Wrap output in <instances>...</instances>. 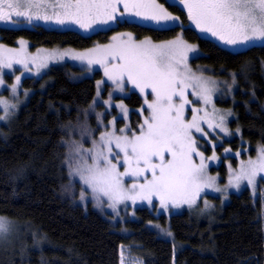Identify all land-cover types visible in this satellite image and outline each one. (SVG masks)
<instances>
[{
	"label": "trees",
	"instance_id": "trees-1",
	"mask_svg": "<svg viewBox=\"0 0 264 264\" xmlns=\"http://www.w3.org/2000/svg\"><path fill=\"white\" fill-rule=\"evenodd\" d=\"M165 5L182 25L156 28L124 20L85 35L41 24L0 26V42L8 46L24 39L31 48L68 45L85 49L106 43L122 31L153 40L181 33L201 50L193 64L204 65L220 76L235 72L233 97L216 103L232 107L235 115L230 124L240 131L241 138L226 142L234 150L248 145L253 153L257 144H264V44L230 51L200 36L187 24L185 9L178 4ZM69 69L78 68L53 64L38 78L22 77L21 86L32 92L0 129V215L22 226L15 240L0 246V264H121L122 252L142 264H264V201L261 195L253 199L247 189L230 194L226 204L214 209L202 210L200 205L171 213L169 218L162 213L154 216L150 209L139 206L136 219L124 222L127 234L112 230L109 220L90 205L85 210L72 204L62 194L69 180L63 163L64 127L78 122L93 100L100 71L74 81ZM129 96L125 98L128 105L141 103L135 91ZM131 118H138L136 112ZM214 169L223 175L226 171L223 164ZM262 183L264 186V180ZM152 220L168 223L177 245L159 237L148 226Z\"/></svg>",
	"mask_w": 264,
	"mask_h": 264
},
{
	"label": "snow or ice",
	"instance_id": "snow-or-ice-1",
	"mask_svg": "<svg viewBox=\"0 0 264 264\" xmlns=\"http://www.w3.org/2000/svg\"><path fill=\"white\" fill-rule=\"evenodd\" d=\"M180 3L187 9L189 19L196 28L210 33L226 45L246 46L255 41H264V0H180ZM117 4H123L125 12H132L157 23L178 19L155 0H0V21L11 20L15 16L22 17L29 23L33 20L54 21L60 25L72 23L87 30L96 23L114 20ZM49 8L53 9L51 14L47 11ZM122 36H127L128 39L123 40L120 38ZM113 40L116 41L113 44L98 46L86 53L71 54V58L86 60L90 68L93 64H99L104 68L108 80L121 92L124 91L125 78L141 94L145 89H151L155 99L151 103L145 100L151 110L150 117L145 118L139 134L133 133L131 138L104 132L100 136V142L93 141V148H83L75 141L65 142L69 151L63 163L69 166L70 175H79L83 184L91 189L97 206H100L101 196L108 199V207L115 209L117 204L125 200L135 203L137 199H141L151 203L155 195L165 211L169 203L173 207H180L182 204L191 207L205 188L213 187L216 178L205 176L208 165L203 154L196 151V141L191 134L192 129L202 132L199 121L204 118L198 117L196 113L203 109L192 108V120L185 121V105L191 103L186 90L194 89L192 95L209 104L217 82L191 72L188 67L189 54L197 52V49L179 37L163 44H153L148 40L136 43L132 40L131 33H126L113 37ZM20 44L19 50L5 49L0 45V72L5 68L11 69L14 64L28 67L26 58L5 56V53L18 55L23 52L25 42L20 41ZM65 56H69V52H50L39 67H47V60H63ZM235 75L234 73L233 84L236 82ZM16 79L18 83L20 77ZM0 85H3L2 79ZM16 87V84L12 85L13 93ZM231 87L229 85L230 89ZM174 97L179 98V104L174 103ZM0 106L5 113L0 116V120H6L10 115L9 109L17 107L7 101H0ZM124 111L127 113L128 109L125 108ZM216 111L214 109V113ZM230 115V111L221 115L220 123L215 125L225 134L228 132L223 125L226 116ZM127 127L126 125L120 129V132H125ZM212 127L209 123V128ZM113 143L119 149L118 152H113ZM120 153L124 154V172L117 171V165L121 163ZM193 154L200 157L199 164L193 161ZM166 155L171 159H166ZM113 159H116V163H113ZM213 159L215 156L208 157V160ZM149 172L151 179L146 175ZM260 174H264V147L258 150L256 160L250 159L247 165L241 162L240 171L234 179H230L229 186L239 188L241 182L246 181L248 185L255 187ZM125 176L137 181L143 178L144 182L133 183L130 189H126L123 184ZM80 199H84L83 190ZM205 207L211 205L205 201ZM10 227V222L0 217V239ZM121 256L123 264V252Z\"/></svg>",
	"mask_w": 264,
	"mask_h": 264
},
{
	"label": "rangeland",
	"instance_id": "rangeland-1",
	"mask_svg": "<svg viewBox=\"0 0 264 264\" xmlns=\"http://www.w3.org/2000/svg\"><path fill=\"white\" fill-rule=\"evenodd\" d=\"M157 4L162 5L167 12L171 13L173 16L178 17L177 20L174 21H166L157 23L156 21L143 19L142 17H138L134 15L132 12H125L123 4H117V12L115 14V19L108 21L107 23H96L90 29H82L76 24L66 23L64 25H60L55 23L54 21H44V20H33L29 23L26 19L22 17H15L13 16L11 20L0 21V26H9V27H31L34 24H41L46 28H57L60 30L63 29H72L79 31L82 34H89L91 32L96 31L97 29H107V27L115 25L118 21H134L138 24H143L149 27H156V28H163V27H171L175 24L182 25V22L179 16L176 13H172L166 3L170 4H178L183 10L185 9V13L187 15V24L202 37L211 38L215 41L218 45L227 48L228 50H242L248 46L253 44H264V41H255L249 45H226L219 41L216 37H213L210 33L201 32L198 28H196L195 24L189 19L187 9L184 7L180 0H155ZM41 11H44L43 9ZM48 13L51 14L53 12L52 8L47 9ZM123 13V15H121ZM131 33L132 40L136 43L148 40L151 41L153 44H163L168 41H173L177 37L182 39L187 44L193 45L196 47L197 52L190 53L188 59V67L191 69V72L197 76H203L210 80H215L216 86L215 91L212 93V100L211 103L205 104L202 100L197 99V97L192 95L194 89L189 88L186 90V95L190 104L185 105L184 111V118L185 121H191L193 117L192 108L203 109L202 111L196 113L198 117H203L199 121V126L202 129V132H196L195 129L191 130L192 139L196 141L195 148L196 151L203 154L205 158V163L208 165L206 169L205 176L206 177H215L216 180L211 188H205L203 192L199 194L196 198V203L189 207L187 204H182L180 207H173L171 203L168 205L167 211L161 207L160 200L157 196L152 197V202L149 203L148 200H141L137 199L135 203L132 200H125L123 203H119L116 205V208L113 209L108 207L109 201L106 197L101 196L100 206H97V201L94 199L91 189L84 185L83 182L79 179V175H70V169L67 165V176L68 182L66 183V187L62 190V194L69 198L68 200L71 201L72 204L79 205L83 207V209L87 210V206L90 205L92 209H96L99 213L106 219L109 220L111 224L112 230H117L123 234H127L129 229H127L124 225V222L127 219H136V209L139 206L146 207L150 209V211L154 214V216L160 215V213L164 214L168 218L170 217L171 213L180 212L182 209H190L193 207H198L201 205L202 210H211L214 209L217 205L226 204L230 194L241 192L243 189L250 190L252 198L255 199L258 195H261L264 201V186L262 185L264 180V174H260L257 177L255 182V187L248 185L246 181H242L239 188L229 186L230 179H234V177L239 173L241 162L243 161L245 165L247 162L251 160H256L258 157V150L264 147V144H257L254 147L253 153H249L250 146H241L236 148L235 150L232 149L230 144L226 142V140H231L235 136L241 138L240 131H237L238 128L235 126L232 127L230 121L234 118L235 113H233L232 107H225L221 106L216 103L217 99L222 98H232L234 95V90L236 89L237 81L235 84L232 83L233 81V74L234 71H229L225 75H215L213 74L208 68L204 65H197L193 64V58L198 57L201 53L200 48L195 45L194 43L185 40L182 37L181 33H178L172 38L163 39V40H153L149 39L148 37H141L136 38L132 32L122 31L116 34H113L106 43H97L96 45L86 47L85 49H78L73 48L68 45L57 46L53 45L52 47L48 46H40L36 48H31L30 44L24 39H19L15 45H4L0 42L5 49H16L19 50L21 48L20 41L25 42V48L23 52L17 53H5V56L12 57L14 59H27L28 67H25L23 64H14L11 69L5 68L0 72V79L3 80V85H0V101H7L10 105L15 104L17 105L16 108H10L6 120H0V129L2 125L11 117V115L17 113L20 107L26 102L27 97L30 95L32 90L23 88L21 86L22 77H35L38 78L42 75V73L51 65L53 64H68L73 67H77L76 71L68 70V75L74 81L87 77L93 76L95 71H100V76L95 79L94 84L96 86L95 94L93 100L89 103L88 107H86L78 116V122H71L64 127V132H66V137L63 140L65 145L66 151L65 154L68 153L69 147L68 144L65 142H72L75 141L76 143L82 145L83 148H93V141L100 142V136L104 132H114L117 136H128L131 138L133 133L137 135L140 132V126L143 124L145 118L150 117L151 110L148 109L145 100L151 103L155 96L151 93V89H145V92L141 94L140 90L135 88L131 83L127 82L125 78V87L124 91L121 92L116 89L115 84L104 74V68L101 67L99 64H93L91 68L89 67L87 61H80L77 59L71 58V54L74 53H86L89 49L96 48L98 46H104L113 44L116 41L113 40V37H118L120 34ZM123 40H127V36L120 37ZM56 51L58 53L61 52H69V56H65L63 60L57 58L55 60H47V67H39L40 63L42 62L43 58L47 56L48 53ZM36 57V60L32 58ZM17 77H20L19 82L17 83ZM98 82H101L98 84ZM16 84L15 93H13L12 85ZM229 85H232L231 89ZM135 91L140 97L142 98L141 103L139 105L130 106L126 103L125 98L130 97L129 94ZM111 94V95H110ZM174 103L179 104L180 100L177 97H174ZM121 105L123 107H121ZM128 109L127 113H125L124 109ZM214 109L217 110L214 113ZM136 112L138 118L132 120L131 114ZM231 112L232 115L226 116V120L224 123V127L227 128L228 134L221 131L220 128L215 127L216 124L220 123L219 117L221 115H225L227 112ZM207 113V116L205 115ZM5 113L3 111L2 106H0V116H4ZM115 120V123L112 122ZM209 123L213 125L212 128H209ZM128 126L125 132H120V129L125 128ZM242 142V140H241ZM113 152H118L119 149L115 147L113 143L111 145ZM229 149L230 151L226 152L225 150ZM237 153H240L237 155ZM123 153H120L119 160L121 161L120 164L117 165V171L124 172L125 166L123 165ZM215 156V159L208 160V157ZM166 159H171V157L166 155ZM235 160V161H233ZM193 161L196 164L200 163V157L193 154ZM154 162L159 163L158 160H154ZM89 163L91 161L89 160ZM113 163H116V159H113ZM220 164H223L226 171L223 175L219 169L211 170V168L218 167ZM147 178L151 179V173H146ZM143 183V178H140L138 181L130 176H125L123 179V184L126 189H130L133 183ZM219 188L220 191H216L215 189ZM226 189V190H225ZM84 192V199L81 200V191ZM138 191V190H137ZM213 197H218V199H213ZM205 201L211 205V207H205ZM220 203V204H219ZM262 209L264 210V203L262 205ZM264 212V211H262ZM7 221L10 222V230L7 234L0 239V246H6L10 243L13 239L15 240L18 237V232L22 229L20 223L15 222L13 219L8 218L7 216H2ZM154 228L157 232L159 237H164L173 241L174 245H177L175 238H173V234L168 227V223L162 224L158 220L156 221H149L148 226ZM168 233H171L169 235ZM180 245V244H179ZM178 245V246H179ZM122 261V259H121ZM121 263V262H120ZM123 264H142L139 262L134 256L130 255L129 253L123 252Z\"/></svg>",
	"mask_w": 264,
	"mask_h": 264
},
{
	"label": "bare ground",
	"instance_id": "bare-ground-1",
	"mask_svg": "<svg viewBox=\"0 0 264 264\" xmlns=\"http://www.w3.org/2000/svg\"><path fill=\"white\" fill-rule=\"evenodd\" d=\"M220 204V203H219ZM224 205V204H223Z\"/></svg>",
	"mask_w": 264,
	"mask_h": 264
}]
</instances>
